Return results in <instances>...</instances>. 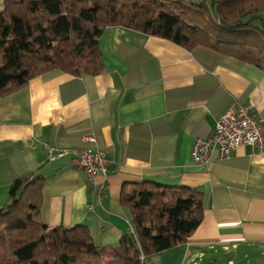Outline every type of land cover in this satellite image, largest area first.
<instances>
[{
	"label": "crops",
	"instance_id": "1",
	"mask_svg": "<svg viewBox=\"0 0 264 264\" xmlns=\"http://www.w3.org/2000/svg\"><path fill=\"white\" fill-rule=\"evenodd\" d=\"M100 50L101 75L56 71L0 97V207L16 180L35 173L46 181L44 226L85 227L97 247H118L133 234V214L121 204L125 186L193 189L203 196L199 229L186 245L141 264H196L207 252L224 253L229 264H264V154L242 147L220 161L213 152L206 165L192 156L222 116L252 106L264 119V72L122 27L105 32ZM89 134L109 162L95 185L72 166ZM49 149L69 155L49 162Z\"/></svg>",
	"mask_w": 264,
	"mask_h": 264
},
{
	"label": "trees",
	"instance_id": "2",
	"mask_svg": "<svg viewBox=\"0 0 264 264\" xmlns=\"http://www.w3.org/2000/svg\"><path fill=\"white\" fill-rule=\"evenodd\" d=\"M122 27L188 51H210L264 72V0H5L0 12V97L52 72L105 73L100 40ZM44 178L29 173L0 207V264H141L187 244L204 219L193 189L151 183L124 187L133 234L97 247L89 229L40 221Z\"/></svg>",
	"mask_w": 264,
	"mask_h": 264
},
{
	"label": "built area",
	"instance_id": "3",
	"mask_svg": "<svg viewBox=\"0 0 264 264\" xmlns=\"http://www.w3.org/2000/svg\"><path fill=\"white\" fill-rule=\"evenodd\" d=\"M84 148L72 155V166L87 176L89 183L95 185L99 176H107L109 162L98 149L94 134L83 138ZM242 147H249L258 154H264V119L258 118L252 106L238 109L217 120L213 134L208 139L197 140L193 148V161L197 165L209 163L212 153L217 152L220 161H228ZM49 162H55L69 155L67 152L55 153L48 150ZM92 210V207L89 208Z\"/></svg>",
	"mask_w": 264,
	"mask_h": 264
},
{
	"label": "rangeland",
	"instance_id": "4",
	"mask_svg": "<svg viewBox=\"0 0 264 264\" xmlns=\"http://www.w3.org/2000/svg\"><path fill=\"white\" fill-rule=\"evenodd\" d=\"M204 259H205L204 262L200 263L199 259L197 257L196 258V261H197L196 264H208V263H211V264H229L227 256L222 252H220L216 255L207 252L204 254Z\"/></svg>",
	"mask_w": 264,
	"mask_h": 264
}]
</instances>
